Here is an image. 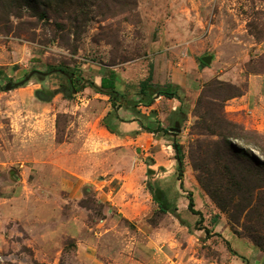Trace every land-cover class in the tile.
I'll use <instances>...</instances> for the list:
<instances>
[{
  "label": "rangeland",
  "instance_id": "374dc122",
  "mask_svg": "<svg viewBox=\"0 0 264 264\" xmlns=\"http://www.w3.org/2000/svg\"><path fill=\"white\" fill-rule=\"evenodd\" d=\"M157 55L213 74L187 105L146 108ZM112 71L118 98L100 86ZM139 112L181 131L152 145L104 125ZM174 140L184 174L165 175L163 213L144 163ZM0 264H264V0H0Z\"/></svg>",
  "mask_w": 264,
  "mask_h": 264
},
{
  "label": "crops",
  "instance_id": "0c3cea01",
  "mask_svg": "<svg viewBox=\"0 0 264 264\" xmlns=\"http://www.w3.org/2000/svg\"><path fill=\"white\" fill-rule=\"evenodd\" d=\"M202 57L203 56L200 57V60H202ZM160 58H161V56H159V55H157L155 57L154 83L162 84V85L167 84V83L176 84L177 86L181 87L182 90L186 94H192V90H190L191 81H193L194 83L196 82V84L198 85V89L196 91L198 93L201 90V86L203 84V81H205L207 79V78L206 79L203 78V80L201 82L200 78L203 76H208V75L213 74V73L210 74V72H208L210 70V68L200 69L199 68L200 64H197L195 62H192V66L190 67V66H187L186 64H184V61L183 62H177V61H172V60L168 59L167 63H166V67L164 68V67H162V64L160 62ZM195 68H196V70H195ZM100 80L102 82V76H101ZM186 97H187V99L189 98L188 96H186ZM168 100H170V101H173V100L177 101L178 100V104L176 103V105H174L172 107V109H176L179 107V105H181V101L178 98H168ZM145 107L152 109L153 105L145 106ZM137 108H138V106H137ZM181 114L185 115V112H183V113L181 112ZM142 116H143V114L140 112V116L136 115V116H131V118L127 117L126 119H129L128 122L120 121V123L118 122L115 125L111 124L112 127L114 128V130L111 132L114 134H118L119 132H123V130H127V127H128L130 129H133L134 132L131 133L132 136H129V135L126 136V139L131 138V140H135V139L139 140L141 138H145V139H148V141L152 145H156L157 143H159L161 141V140L155 139V136H157L158 134L163 133L165 136H168V134H172L170 132V130H169V133H164L163 131H157V130L155 132L147 131L146 129H144L143 126L146 125L148 121L145 122L143 120ZM122 117L123 116L120 115V117H117V120H120V118H122ZM147 117L148 116H146V118ZM148 120L152 121L150 118H148ZM158 125L159 124H154L153 127L155 126V128H157ZM161 125H162V127L167 128V126H165L164 123H161ZM105 127L108 129L107 125H105ZM142 129H144V132L139 133V131H141ZM135 135H136V138L133 137ZM158 153H160V151L155 152L154 154H151L152 159H151L150 163H144L145 167L147 168L146 169V175L148 177H151V176L157 177V178H153L152 183H150L151 181L147 180L146 187H148V184L154 183L153 185L156 184L155 186H159L162 189H164L165 191H167L166 187L168 185L167 184L168 182L167 183L165 182V181H167V179H165L164 177H165V175H168L169 173L173 175L172 171H173L175 164H176L178 172H180L179 171V163H178V160L176 159V152H175L174 158H169L166 160L161 159L162 156H160V158H159L157 155ZM147 155H149V153H147ZM159 155H161V154H159ZM162 158H164V157H162ZM134 166H136V168H138V166L141 167V165L139 163H136V165H134ZM183 174H184V171H183ZM178 175H180V173H178ZM160 179H162V180H160ZM178 180H177V182H179V184H175L176 187L178 186V190H176V187L174 188L175 189L174 191L177 194H178L179 190L181 192H183L182 189L184 188L182 177H180ZM155 181H158V182L155 183ZM148 190H149V188H148ZM149 192H150V190H149ZM189 194H191L193 197V194L191 192H189ZM194 204H195V200H194ZM188 205H189V203H188ZM195 209L199 210L198 208H196V206H195ZM188 211L191 212L189 207H188ZM199 211H201V210H199ZM201 213H202V211H201ZM260 253H261V251H260Z\"/></svg>",
  "mask_w": 264,
  "mask_h": 264
},
{
  "label": "trees",
  "instance_id": "16d2710c",
  "mask_svg": "<svg viewBox=\"0 0 264 264\" xmlns=\"http://www.w3.org/2000/svg\"><path fill=\"white\" fill-rule=\"evenodd\" d=\"M42 17H45L46 15L41 14ZM201 63L204 64V62L201 60ZM63 71H65L64 69H62ZM117 73L115 71L110 72V74L107 75H103L102 76V82H101V88L105 91H107V93L109 95H111L114 98H118L119 96L122 95V93L117 90ZM153 75L150 73V75L142 80L139 84V91L138 94L141 96L142 101L144 102V104L146 106H151L156 98V95L158 96H165L167 98H178L181 101V105H187V98L184 95V91L182 90L181 87L177 86L176 84H171V83H167V84H156L153 81ZM216 85H221L220 83L217 84H208L205 86V88H209L211 86L215 87ZM204 88V91H205ZM180 112H187V110L185 108H183L182 106L180 107ZM140 113V112H139ZM145 117V116H142ZM157 122L154 121H148L146 125H144V129H146L149 132H155L157 131H163L164 133H169L170 128H164L161 125H158L157 128H155V126L153 127L154 124H156ZM105 125H107L108 129L110 131H113V127L106 123ZM173 147L175 149L176 152V159L178 160L179 163V171H180V176L183 175V160H184V155L182 153V149L179 143H177L176 141H174ZM224 148L226 149V151L228 152V154L230 155H235L236 153H238L237 149H234L231 144H229L227 141L224 143ZM246 157V156H244ZM250 159V157H247ZM253 161V163L255 165L259 164V161H256L254 158L250 159ZM148 188L150 190V192H152V194L154 195V200L156 202H158L159 206H160V211H162L163 213H166L168 208L166 207L168 201L165 197V195H167L166 191L164 189H162L159 186H155L153 184H148ZM228 189L231 191L232 187L228 186ZM208 193L210 194L211 197H213V199L218 203V205H223L220 203V199L212 193L211 190H209V188H207ZM189 209L192 213L194 214H198L201 215V211L196 210L195 209V204H194V199L192 197L191 194H189ZM221 198V196H220ZM263 207V205H262ZM262 209V208H261ZM208 231V230H207ZM209 232V231H208ZM256 237H258V235H256ZM255 244L258 247H263V244L261 242H258L257 240L254 239ZM263 250V248H261Z\"/></svg>",
  "mask_w": 264,
  "mask_h": 264
},
{
  "label": "water",
  "instance_id": "95a60500",
  "mask_svg": "<svg viewBox=\"0 0 264 264\" xmlns=\"http://www.w3.org/2000/svg\"><path fill=\"white\" fill-rule=\"evenodd\" d=\"M202 61L205 62L206 64H209V63H211V61H212V56H203V57H202ZM55 71L61 72V73L64 74V75H68L65 71H63V70H61V69H56V70H54L53 72H55ZM34 74L47 75L48 73H43V72H41V71H37V70H36V71H32V72L26 77V79L23 80V81L20 82V83L22 84V83H24L25 81L30 80V78H31ZM14 86H15V85H13L12 83H8V84L6 85V87H5V89H6V90H9V89L14 88ZM81 88L83 89V86H81ZM75 91H76V90H75ZM179 125H180V122H179V121H176L174 127H172V128L170 129V132L173 133L175 137H176V136L178 135V133L181 131Z\"/></svg>",
  "mask_w": 264,
  "mask_h": 264
},
{
  "label": "flooded vegetation",
  "instance_id": "af4514ba",
  "mask_svg": "<svg viewBox=\"0 0 264 264\" xmlns=\"http://www.w3.org/2000/svg\"><path fill=\"white\" fill-rule=\"evenodd\" d=\"M67 73V72H66ZM68 74V73H67ZM34 75H36V74H34ZM66 76V75H65ZM67 77H69V85H70V89L72 90V91H77V89H78V87L76 86V81H75V75L74 74H68L67 75ZM11 83V82H10ZM12 84H15V83H12ZM61 92L62 93H65V94H68V92L67 91H65V88H61ZM40 93V92H39Z\"/></svg>",
  "mask_w": 264,
  "mask_h": 264
}]
</instances>
